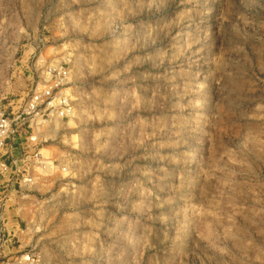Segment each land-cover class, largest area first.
I'll use <instances>...</instances> for the list:
<instances>
[{
    "label": "rangeland",
    "instance_id": "374dc122",
    "mask_svg": "<svg viewBox=\"0 0 264 264\" xmlns=\"http://www.w3.org/2000/svg\"><path fill=\"white\" fill-rule=\"evenodd\" d=\"M56 64L74 113L35 134L6 256L264 264V0H0L8 111Z\"/></svg>",
    "mask_w": 264,
    "mask_h": 264
},
{
    "label": "built area",
    "instance_id": "2783aa9c",
    "mask_svg": "<svg viewBox=\"0 0 264 264\" xmlns=\"http://www.w3.org/2000/svg\"><path fill=\"white\" fill-rule=\"evenodd\" d=\"M42 85L27 93L15 110L0 100V264H37L29 251L6 256L10 246L9 209L23 192L34 185L32 169L42 165L38 128L52 120L69 119L74 103L67 89L69 71L61 64L48 65ZM15 200V201H14Z\"/></svg>",
    "mask_w": 264,
    "mask_h": 264
},
{
    "label": "bare ground",
    "instance_id": "6f19581e",
    "mask_svg": "<svg viewBox=\"0 0 264 264\" xmlns=\"http://www.w3.org/2000/svg\"><path fill=\"white\" fill-rule=\"evenodd\" d=\"M45 151V150H44Z\"/></svg>",
    "mask_w": 264,
    "mask_h": 264
}]
</instances>
